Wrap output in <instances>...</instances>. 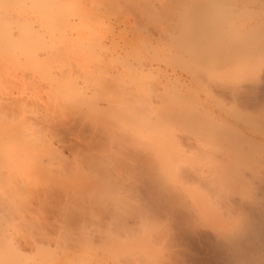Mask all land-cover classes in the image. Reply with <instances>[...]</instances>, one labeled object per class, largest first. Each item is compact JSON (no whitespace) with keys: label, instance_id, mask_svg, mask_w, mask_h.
<instances>
[{"label":"rangeland","instance_id":"rangeland-1","mask_svg":"<svg viewBox=\"0 0 264 264\" xmlns=\"http://www.w3.org/2000/svg\"><path fill=\"white\" fill-rule=\"evenodd\" d=\"M67 1L49 7L57 19L48 29L39 18L30 24L47 44L72 43L67 58L57 52L65 70L55 60L56 72L43 78L25 63L38 91L19 70L0 72V100L25 88L35 91L30 99L23 91L28 103L41 96L28 106L37 116L29 113L19 143L39 147L34 116L40 126L47 112L51 122L42 125L52 130L44 135L56 149L47 151L48 141L38 148L44 161L25 154L0 163V226L17 241L0 253V264H264V0ZM8 74L28 85L17 79L22 86L11 94L17 83L9 84ZM58 205L81 222L72 226L61 212L55 218L50 211Z\"/></svg>","mask_w":264,"mask_h":264},{"label":"bare ground","instance_id":"bare-ground-1","mask_svg":"<svg viewBox=\"0 0 264 264\" xmlns=\"http://www.w3.org/2000/svg\"><path fill=\"white\" fill-rule=\"evenodd\" d=\"M27 1H31V5H32V7H31V5L29 6V7H31V8H29V7H27L28 5L26 4L27 3ZM44 0H0V68H2V69H0V72H1V70H2V72H4L5 70V72L6 73H9V71H8V69H10V67H11V71H12V73H14V72H16V74H17V71L19 70V72L18 73H20L21 74V76L22 75H25V76H22V77H24V78H26L27 80H28V78L26 77V73L24 72L26 69V71H28V68H30L29 70L32 72V69H33V73L35 72V71H37V73H39L38 75H40V73H41V75H40V77H43V78H46L47 77V74L46 73H50L51 74V69H53V71H54V69L55 68H57V67H55V65H54V62H56L57 61V63H55V64H57L58 65V67H61V68H64V70H65V63L64 62H66L65 60H67V59H62L60 56H59V54L57 53V52H62V53H65L66 55V58L68 57V52H69V55H71V54H73V52L72 51H74V50H70V48L71 49H73L71 46H72V43H71V45H68V46H64L63 47V45L64 44H66V43H64L65 41H63V40H61V41H63L62 42V44L59 42V41H57V42H59V43H57V45L58 44H61L60 46H58V47H61V48H59V50H58V47H57V45L55 44V46H56V48H57V51L56 52H54V50H56V49H54L55 48V46H54V43L55 42H53L52 40H50V37L48 38L49 40H50V42L51 43H49V44H47L45 41H43V39H41V38H43V37H41L42 35H40V37H39V26L40 25H44V26H42V27H45L46 25L49 27V26H51L55 21V19H57V15H55L56 14V12L54 11V10H52V11H54L55 13H52V11H50L49 9L51 8V6H53V8H54V6H60V5H62V3H63V7L65 8V6H66V4H68V3H66V4H64V2H62V0L61 1H59V4L60 5H58L57 3H58V1L57 0H49V1H51V3L49 4V1H46V6H45V9H43L44 7H42V5L44 6V4L43 3H45V2H43ZM67 1V0H66ZM43 2V3H42ZM48 2V3H47ZM54 2H56V4L54 5L53 3ZM61 2V3H60ZM68 2V1H67ZM42 3V4H41ZM48 4H49V6H48ZM51 4H53V5H51ZM27 8H26V7ZM67 6H69V4L67 5ZM26 8V10L24 9V8ZM50 7V8H49ZM63 7H59V8H63ZM21 9V13H22V10L24 11V13H23V15L20 13V11L18 12H13L14 10H16V9ZM30 10H29V9ZM78 8H80V7H78ZM31 9H34V10H36V11H38V12H36V13H34V10H31ZM52 9V8H51ZM70 9V8H69ZM76 9H77V7H76ZM75 9V10H76ZM11 10H12V14H17L18 13V15H19V13H20V15L18 16V15H14L16 18H12V14L10 15V13H11ZM66 10V9H65ZM64 11V10H63ZM77 11V10H76ZM81 11V10H80ZM10 12V13H9ZM33 12V13H32ZM60 15V14H59ZM61 16V15H60ZM20 17V18H19ZM37 19V18H39L38 19V22H39V28L38 27H36V29L38 30H36L37 31V33L38 34H36V33H34V31L31 29V23L33 22V20L34 19ZM60 18H62V17H60ZM65 19V18H64ZM63 20V19H62ZM43 23H41V22ZM57 21V20H56ZM58 21H59V18H58ZM57 21V25H56V30H57V27H58V23H59V26H63V25H61V20L58 22ZM64 21V20H63ZM63 21H62V23H63ZM13 24H15L16 25V27L19 29V31L18 30H16V31H18V32H20L19 34H18V32H17V34L19 35L18 37H16L17 35H15L16 33H14V30H13ZM46 24V25H45ZM45 27V28H47L48 29V27ZM42 27L40 28V29H42ZM44 28V29H45ZM61 28H63V27H61ZM46 29V30H47ZM12 30H13V32H12ZM43 30V29H42ZM50 31L49 32H51V28L49 29ZM15 31V32H16ZM35 31V32H36ZM41 33V32H40ZM14 34V35H13ZM43 36H45V35H43ZM48 37V36H47ZM52 37V36H51ZM56 36H54V39H56L55 38ZM44 40H45V37H44ZM70 41V40H69ZM53 42V43H52ZM72 42V41H71ZM64 43V44H63ZM77 44V43H76ZM70 46V47H69ZM75 46V45H74ZM73 46V47H74ZM63 47V48H62ZM69 47V48H68ZM76 47V46H75ZM93 47V46H92ZM92 47H90L91 48V51H93V48ZM96 46H94V48H95ZM69 49L68 51H67V53H66V50L67 49ZM90 48H88V49H90ZM42 50V52H44L45 50H49V51H46L45 52V55H48V56H43V54H41L43 57L42 58H40V52H41V50ZM43 49H44V51H43ZM78 49V48H77ZM76 48H75V53H79V54H81L82 55V53H83V51L85 50V48H84V50H82V47L81 48H79L81 51H82V53H80V52H77L76 50H77ZM78 49V50H79ZM39 50H40V52H39ZM52 51V52H51ZM70 51L72 52L71 54H70ZM91 51H87V54H89L88 56L86 55V53H84L83 54V56L84 55H86V58L87 57H89L90 56V54H91ZM47 53V54H46ZM50 53V54H49ZM55 53H56V56H57V54H58V56H59V58H61L59 61H60V63H58V59H54V58H56V56H55ZM58 56H57V58H58ZM44 57H46V58H44ZM85 57V56H84ZM84 57H82V59L84 58ZM86 58H84V62H86L87 63V61H86ZM56 60V61H55ZM64 61V62H62V61ZM87 60H88V58H87ZM83 61V60H82ZM62 62V63H61ZM9 63H11L10 65H9ZM12 63L13 64H16V69H14L13 68V65H12ZM28 66H30V67H27V65ZM2 64H8V66L6 65V67H2ZM23 65V67H25V69H23L22 70V68H21V66ZM18 65V66H17ZM51 65H52V67H53V65H54V67L55 68H52L51 67ZM56 65V66H57ZM60 65V66H59ZM62 65V66H61ZM63 65H64V67H63ZM9 67V68H8ZM17 67H19L20 69H18ZM33 67V68H32ZM51 67V68H50ZM3 68H4V71H3ZM12 68H13V70H12ZM21 70V71H20ZM35 70V71H34ZM53 71H52V73H53ZM55 72H56V69H55ZM54 72V73H55ZM24 73V74H23ZM28 73H29V71H28ZM37 73L35 74V75H37ZM62 73V72H61ZM16 74H14L15 76H16ZM20 74H18L17 76H19ZM44 74H45V77H44ZM50 74L48 75V77L50 76ZM3 75H6V74H4L3 73ZM3 75H2V73H0V78L2 79V77H3ZM14 75H7V77H9L8 79H7V81L9 82V84H11V85H14V86H16V84L15 83H17V86L16 87H10V86H8V87H10L9 88V90H12L11 92V94H13L14 93V90H13V88L15 89H17L18 88V90H19V87H21L20 85H18V83H20L21 81H23L24 80V78H17V79H20L19 81L20 82H18L17 81V79H16V77H13ZM34 75V76H35ZM38 75H37V77H38ZM2 76V77H1ZM28 76V75H27ZM29 77V76H28ZM36 77V76H35ZM36 77V78H37ZM39 77V78H40ZM16 79V81L14 82V79ZM34 78V77H33ZM5 79V78H4ZM11 79V80H10ZM13 79V80H12ZM23 79V80H22ZM25 79V81H27ZM30 79H32V78H30L29 77V80L27 81V82H29L30 81ZM49 79V78H48ZM7 81H5V82H7ZM13 81V82H12ZM48 81V80H47ZM8 82H7V84L6 85H9L8 84ZM24 82V81H23ZM33 82V84H34V81H32ZM32 82L30 81L28 84H32ZM12 83H14V84H12ZM22 83V82H21ZM24 85H23V87H25V85L27 86L28 84H25V82L23 83ZM53 84V83H52ZM35 85V84H34ZM33 85V86H34ZM37 85V84H36ZM35 85V89L38 91V87ZM57 85V84H56ZM5 86V85H4ZM4 86H1L2 88H4V94H6L7 95V98L9 97V93L7 92V89H8V87L7 86H5V87H7V88H5ZM56 87H58V85L56 86ZM84 87V86H83ZM1 88V89H2ZM12 88V89H11ZM43 88V87H42ZM52 88V87H51ZM60 87H58V88H56V89H54V92L53 93H55L56 94V92L58 93L59 92V90H61V89H59ZM16 89H15V91H16ZM21 89V88H20ZM24 89V88H23ZM33 89V88H32ZM34 89V90H35ZM84 88H82L81 87V90H82V92H84V90H83ZM8 90V91H9ZM25 91H26V88L24 89ZM23 90V91H24ZM56 90V91H55ZM175 90V89H174ZM6 91V92H5ZM22 93H23V91H22V89L20 90ZM31 91H33V90H31ZM36 91V92H37ZM74 91V89H72V92ZM10 92V91H9ZM17 92V91H16ZM30 92V91H29ZM81 92V91H80ZM82 92H81V94H82ZM19 93L20 92H18V93H16V94H14V95H16V96H14L15 98H17V100L22 96V98H23V96H25L24 94H22L21 93V95L19 96ZM25 94L27 93V91L26 92H24ZM31 93V92H30ZM34 94H30V95H27L26 94V97L27 96H30V97H27V98H31V95H35V91L33 92ZM49 93V92H48ZM52 92H50L49 94H50V96L49 97H51L52 96V94H53ZM74 93V92H73ZM3 94V95H4ZM9 94V95H8ZM17 94H18V96H19V98L17 97ZM38 94V93H37ZM84 94H85V92H84ZM84 94H82L85 98H86V96L84 95ZM5 95V96H6ZM81 95V96H82ZM2 96V95H1ZM4 96V97H5ZM13 96H12V99H13V101H11L12 99L11 98H8L7 99V101L9 102H7L8 104H11V105H8L7 103H6V100H2L3 101V103H1L0 102V123H2V126H3V124L5 125V124H7V126H6V128L9 126V128H3V129H6V130H1L2 128L0 127V133L2 132L3 133V135L4 136H1L2 134H0V151L2 150L3 151V154H6V155H4L3 157H2V152H0V158L2 157V158H4V157H6V158H8V157H10L11 159H13V158H21V155H25V154H29L30 155V158H31V155L33 156V158H34V155H35V157H36V159L34 160V161H36V162H38V160H40V159H42L43 160V157L44 156H42V155H44L45 154V149H41V151L42 152H44L43 154L39 151V149H40V147H42V146H40V144H46V146H45V148L47 147V143H48V141L50 140H48L47 138H46V132L45 131H47L48 132V125H49V123L51 122V120H47V119H45V117H46V113L47 112H45V113H42L43 115L45 114V116H43L42 115V117H44V118H42L41 120V122H43L42 124H44V121L45 120H47V121H45L46 122V127H43L44 125H40V126H42L43 128L42 129H44V128H47V129H45V130H43L42 131V129L40 128V126H39V122H38V120L40 119V118H37V117H35L34 116V118H35V122H37L38 123V127H39V133L37 132V133H35V135H39V136H41L42 134L45 136H43L42 135V138L41 137H35L34 139H38V138H41L42 140H41V143L39 144V149L36 147V144H34L33 146H32V142L33 141H35V140H32V142H31V140L29 141L30 142V144H28V139L27 138H25V136H24V138L26 139V141H27V144L28 145H26V146H28V147H24V146H22L21 145V143H19L21 140H20V138L21 137H23V135L25 134V132H26V130L27 129H29V127H30V125H27L26 124V121L29 119L28 118V115H29V113L30 114H33V115H36L37 116V114H35L34 112H31L32 110H29V108H31V107H29L28 108V106H30V103H33V105L36 103V102H39V96L40 95H37L36 97L38 98H36V97H33L32 99V101H30L29 103H28V100H25L24 98V100L22 101V100H20V103H19V100H18V102H16L17 100L15 99V98H13ZM11 97V96H10ZM41 97V96H40ZM49 97H48V99H49ZM83 97V98H84ZM97 97V96H96ZM1 98V97H0ZM6 98V97H5ZM82 98V99H83ZM11 99V100H10ZM16 101H15V100ZM36 99V100H35ZM56 99V98H55ZM87 99V98H86ZM97 99V98H96ZM0 100V101H1ZM13 103H10V101ZM38 100V101H37ZM50 100V99H49ZM48 100V104H49V101ZM5 101V102H4ZM14 101H15V103H14ZM22 101V102H21ZM36 101V102H35ZM56 101V100H55ZM96 101H99V99H97V100H95L94 101V103H96ZM4 103H6V104H4ZM98 103V102H97ZM96 103V104H97ZM29 104V105H28ZM44 104L46 105L47 104V101L45 100V102H44ZM48 104L46 105V110H47V106H48ZM37 105H38V103H37ZM31 106H32V104H31ZM36 106V105H35ZM39 106V105H38ZM38 106H36V110H39V108H40V106L38 107ZM37 107H38V109H37ZM48 108H51V105H50V107L48 106ZM48 112H49V110H48ZM48 114V113H47ZM40 115H41V109H40ZM49 116V115H48ZM39 117H41V116H39ZM37 118V119H36ZM48 118V117H47ZM51 119V118H50ZM37 120V121H36ZM40 121V120H39ZM50 121V122H49ZM66 121V120H65ZM72 122V121H71ZM71 122H68L67 121V123H71ZM55 123V122H54ZM62 123V122H61ZM64 123V122H63ZM74 123V122H73ZM73 123H71V125L70 126H72L73 125ZM64 124H66V123H64ZM79 124V123H78ZM75 125H77V123H75ZM51 126H52V123H51ZM54 126V125H53ZM52 126V127H53ZM66 126V125H65ZM80 126V125H79ZM67 127V126H66ZM68 127H69V124H68ZM77 127V126H76ZM71 128H73V126L71 127ZM71 128H69V129H67L68 130V132L69 131H71L72 129ZM51 129V128H50ZM49 129V130H50ZM64 129V128H63ZM66 129V128H65ZM71 129V130H70ZM75 128H73V130H74ZM80 129V128H79ZM52 130V129H51ZM51 130L49 131V132H51ZM60 130V129H59ZM75 130H77V129H75ZM74 130V131H75ZM6 131V133H4ZM62 131V130H61ZM41 132V133H40ZM48 132V133H49ZM54 132V131H53ZM56 132V131H55ZM58 132V131H57ZM65 132V131H64ZM67 132V131H66ZM77 132V131H76ZM59 133V132H58ZM61 133V132H60ZM63 133V132H62ZM70 133V132H69ZM77 133H79V131L77 132ZM41 134V135H40ZM53 135V133H50V135ZM56 134V133H55ZM55 134H54V136H55ZM61 135L62 134H60V137H61ZM74 135H75V133H74ZM57 136H58V134H57ZM56 136V137H57ZM63 136V135H62ZM77 136V135H76ZM79 136H81L80 134L78 135V138H79ZM125 136H127V135H125ZM44 137V138H43ZM48 137V136H47ZM59 137V138H60ZM65 137V136H64ZM128 137V136H127ZM45 138H46V142H42L43 140H45ZM82 139H83V137H81ZM37 139H36V141H37ZM58 139V138H57ZM85 139V138H84ZM126 139V138H125ZM18 140H20V141H18ZM127 141H128V139H126ZM174 140H176V138L174 139ZM58 141V140H57ZM61 141V140H60ZM38 143H39V141H37ZM36 142V143H37ZM64 142V141H63ZM175 142V141H174ZM56 143H58V142H56ZM67 143V142H66ZM48 144H52V143H50V141H49V143ZM92 144V143H91ZM31 145V146H30ZM63 145V144H62ZM66 145V144H65ZM125 145H127V144H125ZM43 146V147H44ZM55 148L54 146H53V144L50 146L49 145V149L47 150V151H49V150H51V151H56V149H54L53 150V148ZM66 147V146H65ZM74 147V146H73ZM126 147V146H125ZM77 148V147H76ZM75 148V149H76ZM38 149V150H37ZM74 149V150H75ZM66 150V149H65ZM79 149H77V151H78ZM81 150V149H80ZM120 150V149H119ZM38 151V152H37ZM91 151V150H90ZM39 152H40V154H39ZM76 152V151H75ZM89 152V151H88ZM56 153V152H55ZM74 153V152H73ZM82 153V152H81ZM86 153V152H85ZM111 153V152H110ZM36 154H38L39 155V158H38V156L36 155ZM60 154V153H59ZM77 154V153H76ZM58 155V154H57ZM61 155V154H60ZM82 155V154H81ZM42 158H41V157ZM56 156V155H55ZM90 156H92V155H90ZM88 157V155H87V158L85 159L84 157H81V158H84L85 159V161L84 162H86L87 163V166L88 165H90L91 163H92V161L90 160V158L91 157ZM111 156V155H110ZM25 157H26V155H25ZM57 157V156H56ZM66 157V156H65ZM76 157V156H75ZM86 157V156H85ZM95 157V156H94ZM137 157V156H136ZM1 158V159H2ZM9 158V159H10ZM15 158V159H16ZM18 158V159H19ZM77 158V157H76ZM80 158V159H81ZM138 158V157H137ZM0 159V163H2L1 164V167L3 166V164L4 165H6L7 163H9V161L8 162H6L7 160L4 158V161H3V159L1 160ZM8 159V160H9ZM32 159V158H31ZM59 159V158H58ZM61 159V158H60ZM83 159V160H84ZM128 159V158H127ZM130 159L132 160V158H131V156H130ZM130 159H128V160H130ZM25 160V159H24ZM41 160V161H42ZM64 160V159H63ZM137 160V159H136ZM138 160H140V159H138ZM4 163H3V162ZM12 161V160H11ZM10 161V162H11ZM41 161H39V163H42ZM59 161V160H58ZM74 161H76V160H74ZM61 162H62V159H61ZM81 162L82 163H84L82 160H81ZM132 162H133V160H132ZM69 163V162H68ZM71 163V162H70ZM79 163V162H78ZM140 163V162H139ZM72 164V163H71ZM70 164V165H71ZM77 164V163H76ZM75 164V165H76ZM80 164V166H81V163H79ZM85 164V163H84ZM83 164V165H84ZM96 164V163H95ZM137 164H138V162H137ZM32 165V164H31ZM82 165V166H83ZM96 165H98V168H99V164H96ZM95 165V166H96ZM116 165H118V164H116ZM37 166H38V163H37ZM82 166L81 167H79L80 169L82 168ZM124 166V165H123ZM131 166V165H130ZM4 167V166H3ZM7 167V166H6ZM32 167V166H31ZM36 167V166H35ZM69 167V166H68ZM75 167V166H74ZM97 167V166H96ZM118 167V166H117ZM136 167V166H135ZM139 167H140V165H139ZM71 168V167H70ZM78 168V169H79ZM88 168V167H87ZM121 168H122V166H121ZM126 168V167H125ZM132 168V167H131ZM18 169V168H17ZM66 169H67V167H66ZM72 169V168H71ZM7 170V169H6ZM13 170V169H12ZM35 170V169H34ZM83 170V169H82ZM81 170V171H82ZM129 170V169H128ZM132 170V169H131ZM18 171V170H17ZM16 171V172H17ZM64 172H65V170H63ZM67 171V170H66ZM81 171H79V172H81ZM85 170H83V172H84ZM124 171V170H123ZM130 171V170H129ZM137 171H138V169H137ZM136 171V172H137ZM141 171V170H140ZM14 172V171H13ZM19 172V171H18ZM17 172V173H18ZM58 172V171H57ZM62 172V171H61ZM64 172H62V174L64 173ZM73 172H74V168H73ZM132 172V171H131ZM15 173V172H14ZM55 173V172H54ZM60 173V172H59ZM133 173V172H132ZM141 173V172H140ZM145 173V172H144ZM143 172L141 173V175L142 174H144ZM67 174H69L70 175V173H67L66 172V175ZM137 175H138V173H136ZM3 175V174H2ZM56 175V174H55ZM61 175V174H60ZM64 175V174H63ZM65 175V176H66ZM80 175V174H79ZM7 176V175H6ZM46 176V175H45ZM49 176V175H48ZM54 176V175H53ZM146 176V175H145ZM14 177V176H13ZM26 177H27V175H26ZM52 177V176H51ZM50 177V178H51ZM55 177V176H54ZM67 177V176H66ZM78 177V176H77ZM144 177V176H143ZM4 178V177H3ZM20 178V177H19ZM72 178V177H71ZM141 178V177H140ZM145 178V177H144ZM150 178V177H149ZM7 179V178H6ZM5 179V180H6ZM18 179V178H17ZM16 179V180H17ZM31 179V178H30ZM4 180V181H5ZM51 180V179H50ZM9 181V180H8ZM14 181V180H13ZM12 181V183H17L18 182V180H17V182H13ZM20 181V180H19ZM151 181V180H150ZM153 181V180H152ZM6 182H7V180H6ZM5 182V183H6ZM8 183V182H7ZM9 183H11V182H9ZM18 184V183H17ZM16 184V185H17ZM5 185V184H4ZM15 185V186H16ZM154 185V184H153ZM9 186V185H8ZM14 188H15V186H14V184L12 185ZM6 187V186H5ZM6 190V189H5ZM13 190V189H12ZM10 191V190H9ZM11 192V191H10ZM14 192H15V190H14ZM9 193V192H8ZM152 193V192H151ZM14 194V193H13ZM152 196V195H151ZM165 196V195H164ZM56 204H58V203H56ZM60 204V203H59ZM31 205V204H30ZM61 205V204H60ZM4 206V205H3ZM48 206V205H47ZM53 206V205H52ZM62 206V205H61ZM61 206H56L54 209H52L51 211H50V213H51V215H53L55 218H57L55 215H56V213H57V215L58 214H60L61 215V213H62V215L60 216V218L62 219V218H64V215H66L67 216V218L66 219H68V221H70V225H72V224H74L75 226L76 225H78L80 222H81V218H79V217H72V214L71 213H68V215H70L71 217H69L66 213L64 214L63 213V209L62 208H60L59 209V207H61ZM64 206H65V204H64ZM8 207V206H7ZM30 207H32V206H30ZM105 207V206H104ZM115 207V206H114ZM118 207V206H117ZM117 207H115V208H117ZM0 208L2 209V207L0 206ZM12 208V207H11ZM65 208H66V206H65ZM72 208V207H71ZM109 208V207H108ZM4 209V208H3ZM10 209V208H9ZM9 209H4V211H8L9 212ZM62 209V210H61ZM101 209H102V207H101ZM107 209V208H106ZM105 209V210H106ZM110 209V208H109ZM65 210V209H64ZM72 210V209H71ZM71 210H69V212H71ZM3 211V210H2ZM4 211H3V213H4ZM6 211V212H7ZM49 211V210H48ZM47 211V212H48ZM66 211L68 212V209H66ZM103 211H104V209H103ZM103 211H102V213H103ZM107 211H109L108 209H107ZM110 211H112V210H110ZM110 211H109V213H110ZM116 211H118V210H115L114 211V214H115V212ZM1 212V211H0ZM8 212L6 213V214H8ZM46 212V211H45ZM59 212H61V213H59ZM65 212V211H64ZM113 212V211H112ZM76 213V212H75ZM108 213V214H109ZM6 214H4V216L6 215ZM44 214V213H43ZM107 214V213H106ZM112 213H110V215H111ZM117 214V213H116ZM8 215H10V213L8 214ZM105 215V214H104ZM63 216V217H62ZM74 216H75V214H74ZM88 216V215H87ZM87 216H85V215H83L82 217H85V220L86 219H88L87 218ZM90 216V215H89ZM92 216V215H91ZM112 216V215H111ZM114 216V215H113ZM112 216V217H113ZM107 217V216H106ZM110 217V216H109ZM118 217V216H117ZM46 218V217H45ZM111 218V217H110ZM1 219H2V217H1ZM7 219H9V216L7 217ZM84 219V218H83ZM114 220H115V218H113ZM3 220V219H2ZM91 220V219H90ZM118 220V219H117ZM15 222H16V220H14ZM40 221H42V220H40ZM45 221V220H44ZM113 221V220H112ZM0 222H1V220H0ZM21 222V221H20ZM23 222V221H22ZM86 222H87V220H86ZM85 222V223H86ZM118 222H121V221H118ZM2 223V222H1ZM114 223V222H113ZM3 224V223H2ZM21 224V223H20ZM42 224H43V222H42ZM89 224V223H88ZM92 224V223H91ZM16 225H17V223H16ZM19 225V224H18ZM32 225V224H31ZM31 225L29 226V227H31ZM39 226H40V224H38ZM69 225V224H68ZM74 225H72V226H74ZM117 225V226H116ZM115 225V227H118V223ZM37 226V225H36ZM46 226V225H45ZM44 226V227H45ZM48 227V226H47ZM0 228H1V226H0ZM5 228V227H4ZM4 228H3V230H4ZM49 228L50 229H47V230H49V232L51 233L50 235H52L54 232H56V231H54V229H53V227L50 225L49 226ZM68 229H70V228H68ZM72 229V228H71ZM76 229V228H75ZM3 230H2V228L0 229V253H2V251H3V249L4 248H6L8 245H12V244H14V239L12 238V239H10L9 237H5V235L2 233L3 232ZM25 230V229H24ZM46 230V231H47ZM26 231H27V229H26ZM88 231V230H87ZM43 232V231H42ZM70 232V231H69ZM93 232V231H92ZM32 233V232H31ZM30 233V234H31ZM40 233V232H39ZM44 233V235H45V233L46 232H43ZM63 234V233H62ZM27 235H28V233H27ZM32 235V234H31ZM55 236V235H54ZM61 236V235H60ZM47 237V236H46ZM9 238V239H8ZM26 238V237H25ZM55 238V237H54ZM44 239V238H43ZM59 239H60V237H59ZM10 240V241H9ZM14 240V241H13ZM51 240V239H50ZM11 241H13V242H11ZM49 241V240H48ZM53 241V240H52ZM16 242L17 241H15V244H16ZM26 242V241H25ZM31 242V241H30ZM41 242H42V240H41ZM22 243V242H21ZM36 244H37V242H35ZM51 243V242H50ZM20 244V243H19ZM28 244V243H27ZM27 244H25V246L27 245ZM30 246H31V244H29ZM28 245V246H29ZM34 245V244H33ZM13 246V245H12ZM15 246V245H14ZM9 248H10V246H8ZM18 248V247H17ZM8 249V248H7ZM15 249V248H14ZM19 250H21L20 248H18ZM26 249V248H25ZM17 250V249H16ZM82 250V249H81ZM22 251V253H24V252H26V251H24L23 249L21 250ZM24 251V252H23ZM31 251V250H30ZM77 251V250H76ZM108 251V250H107ZM106 251V252H107ZM75 252V251H74ZM98 253H100V252H98ZM20 253L18 252V255H19ZM25 254V253H24ZM101 254V253H100ZM77 255V254H76ZM96 255V254H95ZM108 255V254H107ZM25 256V255H24ZM71 256V255H70ZM19 257H21V254H20V256ZM100 257V256H99ZM107 257V256H106ZM21 258H24L23 256L21 257ZM20 259V258H19ZM110 259V258H109ZM108 259V260H109ZM16 260V259H15ZM14 260V261H15ZM20 260H22V259H20ZM13 261V260H12ZM14 261H13V263H14ZM17 261V260H16ZM15 261V262H16ZM126 261V260H125ZM19 260L17 261V263L16 264H25L26 263V261H24V263H22L23 261H21V262H19ZM131 262H133V261H131ZM9 264L11 263L10 261L8 262ZM13 263H11V264H13ZM55 263V262H54ZM115 263V262H114ZM117 263V262H116ZM119 263V262H118ZM125 263H127V262H125ZM15 264V263H14ZM128 264V263H127Z\"/></svg>","mask_w":264,"mask_h":264}]
</instances>
